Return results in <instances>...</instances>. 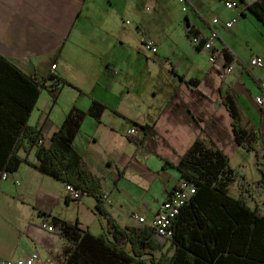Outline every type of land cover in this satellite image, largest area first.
<instances>
[{
	"label": "crops",
	"instance_id": "obj_1",
	"mask_svg": "<svg viewBox=\"0 0 264 264\" xmlns=\"http://www.w3.org/2000/svg\"><path fill=\"white\" fill-rule=\"evenodd\" d=\"M187 1L194 16L187 9L169 17L177 0H0V53L27 73L51 74L76 86L51 89L50 80L43 83L29 123L37 125L46 144L71 107L88 109L92 99L105 105L99 119L83 117L72 145L86 173L101 180V212L94 197L82 192L73 198L64 181L21 162L0 180V256L14 259L36 251L40 264L64 256L65 239L43 222L67 221L101 233L109 218L136 229L140 224L133 217L142 216L140 228L146 227L180 179V172L164 162L177 163L196 139L213 142L226 155L228 189L264 213L259 141L264 113L253 99L264 66L250 71L244 64L253 55L264 61V55L232 48L224 29L215 27L222 21L221 4ZM253 1L241 0L234 10L264 28L246 8ZM187 25L205 36L216 28L214 46L232 51L233 70L224 71L222 56L210 62L209 52L189 41ZM143 34L159 52L144 50ZM225 98L233 101L246 131L241 143L234 138ZM131 127L138 130L135 135L126 133ZM243 148L248 154H241ZM18 153L37 161L34 146ZM152 238L159 252L170 250L169 239L155 232Z\"/></svg>",
	"mask_w": 264,
	"mask_h": 264
},
{
	"label": "trees",
	"instance_id": "obj_2",
	"mask_svg": "<svg viewBox=\"0 0 264 264\" xmlns=\"http://www.w3.org/2000/svg\"><path fill=\"white\" fill-rule=\"evenodd\" d=\"M246 8L264 26V0H254ZM222 53L225 65H232V51L225 46ZM47 80L51 89L58 84L76 87L51 74L42 78L37 73H27L0 53V175L4 171L13 173L21 162L33 164L94 197L100 210L101 180L86 173L81 155L72 145L83 117L87 114L99 119L105 105L92 99L88 109L71 107L46 144L45 136L37 125L29 123V117ZM55 97L57 92L52 98ZM232 102L224 100L232 117L234 138L241 143L246 131ZM33 146L37 157L34 163L18 153L20 147L28 152ZM227 164L226 155L213 142L199 139L177 163L164 162L195 186V192L171 219V251L157 250L153 229L147 226L122 228L109 218L107 231L92 233L67 221H55L59 235L65 239L62 263L264 264V213L229 192L231 171Z\"/></svg>",
	"mask_w": 264,
	"mask_h": 264
},
{
	"label": "built area",
	"instance_id": "obj_3",
	"mask_svg": "<svg viewBox=\"0 0 264 264\" xmlns=\"http://www.w3.org/2000/svg\"><path fill=\"white\" fill-rule=\"evenodd\" d=\"M219 4L223 5L225 9H234L240 6L241 0H214ZM178 4L180 5V10L182 13H186L188 5L187 0H177ZM218 20L217 18H213L212 22L216 23ZM237 21L236 17L231 18L228 22L224 25L226 27H230ZM129 21H126L128 23ZM186 32L188 34V39L192 44L200 45L204 50L208 51V60L210 62H214L217 57L222 56V49H216L214 46L213 40L219 37V33L216 28L211 27L209 33L205 36L201 34V32H197L196 28L191 25L186 26ZM141 43L143 45L144 50L148 52H152L155 54L159 52L158 46L153 42V40L147 34H143L141 36ZM246 65L247 70H252L254 68H262L264 66L263 57L261 55H253L244 62ZM54 65H51L53 68ZM233 65H225V72L232 71ZM256 81L258 84V92L254 95V104L259 107L264 113V79L256 77ZM137 129L131 127L126 131L127 134H136ZM11 173H7L6 171L2 172L0 175V180L7 179L8 175ZM65 189L73 198H77L82 191L78 188H75L69 182H65ZM195 192V186L190 183L186 178L180 177L177 181L175 186L169 192V195L165 201H163L158 211L156 212L155 216L150 220L147 227L153 229L159 236H163V238L168 239L171 236V219L180 210L182 205L185 203L187 198ZM104 195L102 196V199ZM134 220L137 221L140 226H143L145 219L142 216H134ZM42 227L47 228L48 230L57 231L58 227L55 226L52 222H43L41 223ZM140 226L136 229H140ZM65 256V255H64ZM64 256H60L57 259L49 260L48 264H63L62 261ZM0 264H40L38 254L36 251H33L29 254H26L22 257H17L14 259L4 258L0 256Z\"/></svg>",
	"mask_w": 264,
	"mask_h": 264
},
{
	"label": "rangeland",
	"instance_id": "obj_4",
	"mask_svg": "<svg viewBox=\"0 0 264 264\" xmlns=\"http://www.w3.org/2000/svg\"><path fill=\"white\" fill-rule=\"evenodd\" d=\"M150 9L151 7L148 6V10ZM187 9L189 10L191 16H194V13L190 10L191 6H188ZM181 13L182 12L180 10L179 4H176V7H170V9L168 10L169 17H179ZM217 14L222 18V21L218 24L216 23L215 27H217V29H224L225 33L229 37L228 40L230 41V44L233 49H235L239 53L247 55L251 53H261L264 55V28H260L254 23L247 22V20H245L239 15L237 10H227L222 5H220V8H218ZM233 15L237 18V21L230 27H226L224 24L226 23V21H229ZM55 93L56 91L53 92V95ZM64 97L65 96H63L62 98L64 99ZM61 103L63 102L59 100L58 105H61ZM259 141L261 143V147L263 148L264 135L260 137ZM240 152L241 154H248V151L245 148L241 149ZM229 192L231 194L234 193L232 192V190H229Z\"/></svg>",
	"mask_w": 264,
	"mask_h": 264
}]
</instances>
